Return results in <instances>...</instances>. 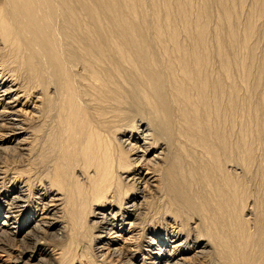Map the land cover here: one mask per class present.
<instances>
[{"label":"bare ground","instance_id":"obj_1","mask_svg":"<svg viewBox=\"0 0 264 264\" xmlns=\"http://www.w3.org/2000/svg\"><path fill=\"white\" fill-rule=\"evenodd\" d=\"M197 1L0 0V264H264V0Z\"/></svg>","mask_w":264,"mask_h":264},{"label":"rangeland","instance_id":"obj_2","mask_svg":"<svg viewBox=\"0 0 264 264\" xmlns=\"http://www.w3.org/2000/svg\"><path fill=\"white\" fill-rule=\"evenodd\" d=\"M197 1V0H196ZM200 1H202V0H200ZM250 1L251 0H246V3H244V5L242 6V8H240L239 10H238V13H237V15H238V19H236L237 21H241V22H243V18H244V21H246V18H247V15H250L249 13H251V10L253 9V4H254V1L252 0L251 1V3H252V5H251V3H250ZM198 3H199V0L197 1ZM201 3V2H200ZM248 3V4H247ZM249 5H250V7H252V8H250L249 7ZM213 6H216V4H214V3H212L211 4V8L213 7ZM248 6V7H247ZM215 10H213V9H211V11H212V15H217V13H218V7H213ZM250 8V9H249ZM242 11H243V13H242ZM245 11H247V14H246V12ZM249 11V12H248ZM215 12H216V14H215ZM244 13L246 14V15H244ZM240 15V16H239ZM241 15H244V17L243 16H241ZM263 15V16H262ZM261 16H259L257 19H256V23L258 24V26H259V28H260V26H261V28L260 29H262V28H264V19H262L261 17H264V13L262 14ZM240 17H241V19H240ZM246 17V18H245ZM214 20L215 19H213L212 21L214 22ZM262 20V21H261ZM216 21V20H215ZM262 24V25H260V23ZM261 38H262V36H261ZM6 164H8V162H5L3 165H6ZM14 164H16V165H14ZM14 164H12V165H9V166H18V163H14ZM2 181V182H1ZM6 183V184H5ZM10 183H8L6 180H0V187H1V189H0V192L2 193H4L6 190H7V188L10 186L9 185ZM5 190V191H4ZM157 201H155V203H156ZM26 210V209H25ZM22 216V214L20 215V217ZM162 217V216H161ZM161 219V218H160ZM158 220V221H156V222H154V223H156V224H154L153 225V230L154 229H161V228H164V227H166V226H164L163 225V223L161 222L162 220ZM1 220H3V216H2V214L0 215V221ZM167 228V227H166ZM141 243H142V239H141ZM92 248V247H91ZM209 261H210V259H208L207 260V263L206 264H210L209 263Z\"/></svg>","mask_w":264,"mask_h":264}]
</instances>
